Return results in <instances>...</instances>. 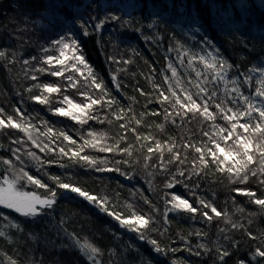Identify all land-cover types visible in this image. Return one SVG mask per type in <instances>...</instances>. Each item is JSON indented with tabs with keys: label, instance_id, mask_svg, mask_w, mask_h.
I'll return each instance as SVG.
<instances>
[{
	"label": "trees",
	"instance_id": "16d2710c",
	"mask_svg": "<svg viewBox=\"0 0 264 264\" xmlns=\"http://www.w3.org/2000/svg\"><path fill=\"white\" fill-rule=\"evenodd\" d=\"M238 2L239 0H88L85 3V0H0V51L5 53V56L0 57V109H3L0 118L6 119L11 115L19 119L16 109L20 108L25 115L33 117L31 122L40 131H45L41 123L44 120L54 129L64 130L71 135L77 141L73 148L82 143L76 131L79 125L66 117L52 114L48 106L30 99L32 95L40 94L39 89L34 87L37 82L66 87V80L48 74H38V81H33L30 79V69L37 66L48 67L42 64V57L45 55L58 56L59 45L54 44V41L64 37L65 42L71 43L75 39L77 54L84 55L86 62L103 79L124 109L131 106V111L126 113L127 120H113L112 124L90 121L84 131L87 132L90 127L94 131L105 132L110 138L109 142L125 135L127 140L123 146H132L133 154L130 159L139 160L138 164H134L137 174L128 180L115 172L96 173L75 165L61 168L56 164H44L43 167L49 174L59 175L66 182H72L90 194L108 197L109 210L119 211L122 216H130L133 211L144 214L146 218L153 215L159 220V224L153 227H158L160 231L167 228L165 235H160L159 231L148 232L149 237L156 239L165 250L163 254H157L153 246L138 238L137 233L130 231L127 234L128 230L120 229L118 222L106 213L99 212L76 194L57 189L64 194L58 197L52 209L46 210L50 214H41L35 219L20 218L0 208V213H3L0 215V233H3L0 235V264H93L76 244V240L81 245L87 243L99 248L100 251L94 257L99 264H173V261L176 264H220L218 249L225 248L230 254L224 258V264H240L241 261L243 264H264V258L254 256L258 247H264V212L258 205L249 202L248 197L232 191L233 187L246 188L255 191L258 198H264V185L259 183L258 178H250L247 184L231 185L226 176L215 172L213 166L206 170V178L199 181L197 194L212 201L222 213L226 211L233 222L243 227L233 229L231 224L225 223L223 217L205 224L199 213L196 220L190 219L191 214L170 213L169 223L164 225L165 205L162 197L165 191L176 192L193 203L194 198L179 185L165 190L167 177L162 172L156 171L154 175L148 176L143 167L144 157L148 154L146 147L141 148V144L154 146V141H137L133 132L125 133L119 128V123H130L141 136L152 135L161 142H175L177 145H182L185 141L199 144L206 139L202 137L198 122L178 127L165 122L163 114L141 115L160 110L154 100L157 93L153 85L167 87L163 76L171 75L167 68L169 61L183 74L184 69L176 63L177 45L183 44L192 51H200L198 41H202L205 36L219 48L220 55L233 65L228 77L230 80H240L246 95L254 93L255 88L261 86L259 82L264 80V74L260 72L264 68V7L261 6V0H243L244 7L240 9L235 7ZM132 3L143 7L133 9L130 6ZM125 4L129 7L122 8L121 5ZM183 4L187 5L184 15L198 16L201 27L199 33L193 34L191 28L181 23L178 8ZM96 5L106 7H95ZM230 6L231 20L224 15ZM106 13L115 14L120 19L109 21L100 30H95V22ZM129 14L131 23L125 24ZM153 16L159 17V23L150 29L147 24ZM214 17L217 20L220 17L224 19L217 24ZM81 21L89 25L87 36L80 27ZM169 48L173 51H169ZM33 57L36 59L33 60ZM184 59L186 63L187 57ZM25 60L29 61L28 65L24 64ZM112 75H116L121 81L120 92L113 86ZM245 76L252 78L247 84H243ZM82 81L83 77L76 89L68 88L64 94L81 102L83 97L79 95V90H83ZM30 87L32 91H26ZM137 89L145 94L141 95V91ZM59 95L53 94L51 107L61 106L57 102ZM136 119H142V123L137 125ZM158 124H164V128H158ZM16 139L24 140V133L16 129H0V145H3L0 147V158L11 160L17 168L20 164L12 154L13 148H20L21 151L17 154L22 157L26 149L36 152L42 161L62 159L66 165L72 163L68 157H59L58 151L41 153L30 142L14 144L12 141ZM52 139L55 144L51 146L56 148L61 145L62 137L57 139L53 136ZM63 146H67V142H63ZM180 150L182 153L187 151L185 167L190 169L193 159H198V154L193 149ZM85 152L98 158L111 156L92 149H85ZM170 158L165 150V159ZM157 160L158 158H154L151 162L155 164ZM24 167L50 187H56L26 157ZM120 167L128 172L133 171L132 167ZM7 168V165L0 162V181L5 175H11L10 171H6ZM192 183H196L195 178ZM24 190L45 193V190L34 189L31 185ZM133 192L136 194L133 195ZM145 197L159 209L158 212L154 213L152 207L144 203ZM237 208H242L243 211H237ZM61 219L65 221L62 226ZM14 224L19 227H13ZM221 228L226 231L222 233ZM63 229H67V233H71L74 239H65ZM196 229L207 235L198 238L194 234ZM58 231L60 235L57 234ZM224 236L230 239L225 240ZM199 243L206 245V254L203 249L195 247ZM186 246L188 250H185ZM173 248L177 251L172 252L170 249ZM193 250L200 251L202 255L198 257L192 254Z\"/></svg>",
	"mask_w": 264,
	"mask_h": 264
},
{
	"label": "snow or ice",
	"instance_id": "6c2138e0",
	"mask_svg": "<svg viewBox=\"0 0 264 264\" xmlns=\"http://www.w3.org/2000/svg\"><path fill=\"white\" fill-rule=\"evenodd\" d=\"M87 2L88 0H85V3ZM130 6L137 10L143 7V5L136 3H132ZM261 6L264 7V0H261ZM95 7L105 8L106 6L96 5ZM121 7L126 8L129 5L125 4L121 5ZM235 7L243 9V0H239ZM178 12L181 13V23L191 28L193 34L201 31L197 15H184L187 12L186 4L181 5L178 8ZM224 15L228 16L229 20H231V6ZM242 15L244 14L242 13ZM118 19L120 17L117 15L106 13L98 22H95L94 28L95 30H100L104 24ZM213 19L219 24L224 17H220L219 20L216 17ZM92 20H95V17H92ZM124 23H131L130 14L129 19H126ZM157 23H159V17L153 16L147 27L151 29ZM225 23H228V21H225ZM88 26L83 21L80 22V27L86 36L89 34L87 30ZM135 30L139 31V29ZM193 38L195 39V35H193ZM198 43L201 45L200 51H192L183 44L177 45L176 63L184 69L183 74L174 66L173 62L169 61L167 68L171 75L163 76L164 84L167 87L164 88L157 84L153 85L154 91L157 93L154 100L160 110L150 113L145 112L141 115L143 117L145 115L157 116L163 114L165 122L178 127L187 123L198 122L201 125L200 131L202 137L206 139L202 140L199 144L185 141L182 145H177L175 142H161L152 135L141 136L135 128L131 127L130 123H119V128L125 133L128 131L133 132L137 141H154V146L141 144V148L146 147L148 154L144 157L143 164L148 176L154 175L156 171L162 172L167 177L164 183L165 190L174 189L179 185L194 198L195 202L193 203L176 192L169 193L165 191L162 197L165 205L163 212L165 218L164 225L169 223L168 217L170 213L191 214V220H196L199 213L200 218L205 224H210L214 219L223 217L226 224H231L233 229H237L243 227V225L233 222L226 211L223 213L219 211L212 201L198 195L197 190L200 188V179L206 178V170L213 166L215 167V172L221 176H226L231 185L247 184L250 178H258L259 183L264 185V80L259 82L261 86L255 88L254 93L246 95L240 80L235 78L229 79L228 73L233 65L229 64L220 55L219 48L211 39L205 36ZM54 44L59 45L58 56L50 54L43 56L42 64L48 67L37 66L34 69H30L32 73L30 79L38 81V74H48L52 77L66 80L67 85L65 88H62L59 84H41L37 82L34 87L39 89L40 94L32 95L30 99L40 105L48 106V110L52 114L66 117L79 125L80 127L76 131L82 143L78 147L73 148L72 146L76 145L77 141L71 135L64 130L54 129L53 126H50L44 120L41 123L45 131H40L31 122L33 117L25 115L20 108L16 109V116L19 119H15L11 115H8L6 119L0 118V129H16L24 133L25 139L13 140L14 144L22 145L23 143L30 142L32 147L39 149L41 153L58 151L59 157H68L72 162L70 165H66L62 162V159L42 161L36 152L26 149L22 157L17 154L21 151L20 148L11 149L20 167L17 168L9 159L0 158V162L8 166L6 171L11 172L10 176L5 175L3 180L0 181V206L4 209H11L22 217L35 219L41 214H50L46 210L52 209L58 197L64 194L57 189L65 190L68 193L76 194L88 202V204L94 206L99 212L106 213L107 216L117 221L121 228L137 233L138 238L153 246L157 254H163L165 250L159 246L156 239H152L148 235L149 231H159L160 235L166 234V227L163 231H160L158 227H153V225L159 224V220L155 216L148 215L146 218L144 214H138L135 211L130 216H122L119 211L109 210L108 197H98L97 195L90 194L89 191L82 187L76 186L72 182H66L59 175L49 174L44 169V164H56L61 168L75 165L96 173L115 172L125 179L131 180L137 174L134 164L139 163V160L132 161L130 159L133 154L132 146H123V143L127 140L125 135H120L118 140L109 142L110 138L105 132L94 131L90 127L87 132L84 131V127L89 125L90 121H96L101 124L105 122L112 124L113 120L118 122L127 120L126 113L131 111V106L128 109H124L117 97L112 95L103 79L86 62L84 55L82 53L77 54V41L75 39H72L71 43H67L64 37H61L59 40L54 41ZM180 49H183V51H180ZM168 50L173 51L172 48ZM44 51L46 52L47 50ZM3 56H5V53L0 51V57ZM185 57H187L186 63ZM32 59L35 60L36 57ZM125 63L128 62L125 61ZM24 64L28 65L29 61L25 60ZM197 65H201L202 67H197ZM69 70H71L70 73ZM260 72L264 74V68H261ZM66 73L69 74L65 75ZM81 77H83V90H79V95L83 97V100L77 102L69 95L64 94V92L68 88L76 89ZM251 79L250 76H245L243 84L249 83ZM111 80L116 91L120 92L121 81L116 75H112ZM221 84L224 86L221 87ZM26 91L31 92L32 88L30 87ZM137 91L141 90L137 89ZM53 94H60L57 97V102L61 106L51 107ZM144 94L141 91V95ZM129 99L131 98L129 97ZM0 114H3V109H0ZM135 122L137 125H140L142 119H136ZM157 127L163 129L164 124H158ZM53 136L57 139L62 137L61 145L56 148L51 146L55 144V141L52 139ZM63 142H67V146H63ZM0 147H3V145H0ZM181 148L184 150L193 149L198 154V159H193L190 169L185 167L187 151L182 153ZM85 149L111 154V156L98 158L97 156L87 154ZM165 150L170 155V159H165ZM118 156L120 158H117ZM25 157L27 160L34 162L37 170L42 175L47 176L56 187H50L42 179L26 171L24 167ZM154 158H158L155 164L151 162ZM121 165L132 167L133 171L128 172L122 169ZM173 168L175 169L174 171ZM149 169L152 171H148ZM193 178H195L196 183H192ZM28 185L33 186L37 190L43 189L45 193L38 194L36 190H24ZM136 191H139V189ZM232 191L248 197L249 202L258 205L262 212H264V198H258L255 191L236 187H233ZM132 194L135 195L136 193L133 192ZM144 203L149 204L154 213L159 211L147 197L144 198ZM237 211H243V209L237 208ZM0 215H3V213H0ZM64 223L65 221L61 219V226ZM13 227H19V225L14 224ZM220 231L223 233L226 229L221 228ZM57 234L60 235L61 233L58 231ZM63 234L67 240L74 239L71 233H67V229H63ZM194 234L198 238L207 235V233L202 232L200 229H196ZM0 235H3V233H0ZM224 239L228 240L230 237L224 236ZM75 242L81 251L93 261V264H99V261L94 259L100 251L99 248L87 243L81 245L79 240ZM195 247L203 249L204 254L208 251L206 245L203 243H199ZM170 250L172 252L177 251L175 248ZM185 250H188L187 246ZM218 252L220 264H224V258L229 256L230 253L226 248L222 250L218 249ZM192 254L198 257L202 255L200 251L195 250L192 251ZM254 256L264 258V247H258L254 252ZM173 264H176V262L173 261ZM240 264H243V261Z\"/></svg>",
	"mask_w": 264,
	"mask_h": 264
},
{
	"label": "water",
	"instance_id": "95a60500",
	"mask_svg": "<svg viewBox=\"0 0 264 264\" xmlns=\"http://www.w3.org/2000/svg\"><path fill=\"white\" fill-rule=\"evenodd\" d=\"M0 208H1V209H4L2 206H0ZM4 210H6V211H9V212H11V213L15 214L16 216H18V217H20V218H25V217H22V216H20V214H19V213H16V212H14V211H13V210H11V209H4Z\"/></svg>",
	"mask_w": 264,
	"mask_h": 264
},
{
	"label": "bare ground",
	"instance_id": "6f19581e",
	"mask_svg": "<svg viewBox=\"0 0 264 264\" xmlns=\"http://www.w3.org/2000/svg\"><path fill=\"white\" fill-rule=\"evenodd\" d=\"M120 229H123V228L120 227ZM127 234H128V233H127Z\"/></svg>",
	"mask_w": 264,
	"mask_h": 264
},
{
	"label": "rangeland",
	"instance_id": "374dc122",
	"mask_svg": "<svg viewBox=\"0 0 264 264\" xmlns=\"http://www.w3.org/2000/svg\"><path fill=\"white\" fill-rule=\"evenodd\" d=\"M130 233V231H128V234Z\"/></svg>",
	"mask_w": 264,
	"mask_h": 264
}]
</instances>
